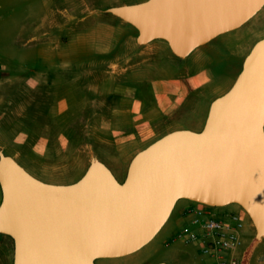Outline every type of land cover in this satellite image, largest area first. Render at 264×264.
<instances>
[{"label":"rangeland","instance_id":"1","mask_svg":"<svg viewBox=\"0 0 264 264\" xmlns=\"http://www.w3.org/2000/svg\"><path fill=\"white\" fill-rule=\"evenodd\" d=\"M143 1L0 0V147L39 180L71 184L96 155L109 165L130 146L137 152L174 130L201 131L210 103L236 79L235 45L264 32L263 6L230 33L241 40L218 37L180 59L162 40L138 45L136 29L105 12ZM168 97L174 103L161 111ZM179 212L137 252L95 264H210L198 244L175 239L189 225ZM13 248L0 234L9 264ZM263 258L264 240L251 264Z\"/></svg>","mask_w":264,"mask_h":264},{"label":"water","instance_id":"2","mask_svg":"<svg viewBox=\"0 0 264 264\" xmlns=\"http://www.w3.org/2000/svg\"><path fill=\"white\" fill-rule=\"evenodd\" d=\"M264 0H146L109 7L137 31L138 45L167 43L187 58L238 29ZM0 234L13 264H95L131 255L160 232L181 200L238 205L264 238V38L232 86L209 106L201 131H171L137 152L119 182L96 157L76 182L51 184L0 147ZM155 264H167L158 262Z\"/></svg>","mask_w":264,"mask_h":264},{"label":"built area","instance_id":"3","mask_svg":"<svg viewBox=\"0 0 264 264\" xmlns=\"http://www.w3.org/2000/svg\"><path fill=\"white\" fill-rule=\"evenodd\" d=\"M1 70V66H0ZM217 207L191 202L182 211L189 225L175 235L184 244L196 243L210 264H251L252 246L245 248L240 234L243 217L235 212H217ZM264 264V258L259 260Z\"/></svg>","mask_w":264,"mask_h":264},{"label":"crops","instance_id":"4","mask_svg":"<svg viewBox=\"0 0 264 264\" xmlns=\"http://www.w3.org/2000/svg\"><path fill=\"white\" fill-rule=\"evenodd\" d=\"M49 1V0H47ZM51 21V20H49ZM248 22V21H247ZM246 22V23H247ZM245 23V24H246ZM243 24V25H245ZM240 26L238 29L236 30H233V31H230V32H226V33H223L217 37H215L213 40L217 39L218 37H222L224 39H231L232 37L235 38L236 40H241L238 36V34H235L234 36H232V34L230 33H237L236 31H239L242 27ZM264 38V32H256V33H253L251 36H249L248 38H246L245 40H242V41H238L239 44H236L235 47L237 48V51H235V56L240 60V67L238 69V72L236 74V77L238 75V73L240 72L241 70V66H242V62L244 60V58L247 56V54L250 52L251 48L253 47V45L260 39ZM211 40V41H213ZM155 41V40H154ZM163 41V40H162ZM210 41V42H211ZM165 42V41H164ZM208 42V43H210ZM166 43V42H165ZM207 43V44H208ZM167 44V43H166ZM205 44V45H207ZM204 46V45H203ZM158 83V82H157ZM162 86H166L167 85V89H168V86L170 87L169 89H171L173 85V83L171 81H166V82H161ZM175 88H178L177 85L175 86ZM170 91V90H169ZM168 92V91H167ZM173 93V95H176L175 92H171ZM174 103V100L170 97L167 98L166 100V103L165 105L162 106V110L163 111V107H165L167 104H173ZM127 113H130L129 111H127ZM139 117H135V119L137 120ZM130 133V132H129ZM127 135H131V136H135V133H132L131 134H127ZM132 147L133 146H130V148L125 152V154L123 155V157L118 160L117 162H110L109 165H107L105 162H103L102 160L99 159V157L96 155V158L98 160H100L101 162H103L109 169L110 171L113 173V175L115 176V178L119 181V182H122L124 179H125V176H126V173H127V169H128V166L133 158V156L139 152H133L132 150ZM80 179V178H79ZM78 180V179H77ZM77 180H75L74 182H76ZM72 182V183H74ZM191 203V201L189 200H184V199H181L179 200L175 206H174V209L172 211V214L175 212V209L177 207V205L179 206V209H180V212L182 214V211L185 207H187L189 204ZM218 212L221 213V212H235V213H239L241 214V216L243 217V221H244V228L242 229V231L240 232L242 238H243V242H244V247L245 248H248L250 246H252V248L254 249V247L258 244H260L264 238H262L260 241H257L255 239V230L248 218V216L245 214V212L236 204H230V205H227V206H224V207H218ZM188 222H189V218H187ZM165 226V225H164ZM163 226V227H164ZM163 229V228H162ZM161 229V230H162ZM160 230V231H161ZM160 233V232H159ZM158 233V234H159ZM157 234V235H158ZM5 243L6 245V242H3ZM163 262V261H162ZM0 264H9L8 262V256L6 254H1L0 253ZM12 264H13V260H12ZM254 264H260L259 261H256Z\"/></svg>","mask_w":264,"mask_h":264}]
</instances>
